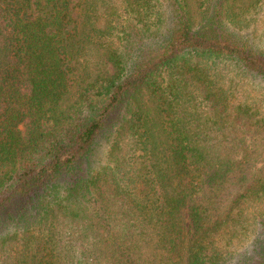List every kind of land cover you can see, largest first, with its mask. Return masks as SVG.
I'll list each match as a JSON object with an SVG mask.
<instances>
[{"label": "trees", "instance_id": "16d2710c", "mask_svg": "<svg viewBox=\"0 0 264 264\" xmlns=\"http://www.w3.org/2000/svg\"><path fill=\"white\" fill-rule=\"evenodd\" d=\"M0 264H264V0H0Z\"/></svg>", "mask_w": 264, "mask_h": 264}]
</instances>
